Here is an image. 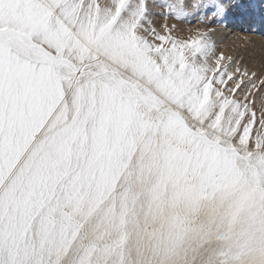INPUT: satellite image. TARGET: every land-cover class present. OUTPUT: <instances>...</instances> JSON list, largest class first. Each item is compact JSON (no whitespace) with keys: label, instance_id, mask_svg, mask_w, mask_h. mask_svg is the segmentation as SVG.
<instances>
[{"label":"snow or ice","instance_id":"obj_1","mask_svg":"<svg viewBox=\"0 0 264 264\" xmlns=\"http://www.w3.org/2000/svg\"><path fill=\"white\" fill-rule=\"evenodd\" d=\"M186 11L0 0V264H264V72Z\"/></svg>","mask_w":264,"mask_h":264},{"label":"rangeland","instance_id":"obj_2","mask_svg":"<svg viewBox=\"0 0 264 264\" xmlns=\"http://www.w3.org/2000/svg\"><path fill=\"white\" fill-rule=\"evenodd\" d=\"M166 2L174 3V0ZM185 2L187 11L179 21L167 19V23H179L183 28L176 35L188 39L197 28H213L215 31L210 36L217 51L243 57V62L250 68L264 72V0H212L211 4L206 0H195L194 4L191 0ZM161 11L149 4L147 15L157 27L164 22L159 15ZM247 22L256 25L254 28L242 26ZM238 33L244 35L243 38ZM255 102L258 107L259 99Z\"/></svg>","mask_w":264,"mask_h":264},{"label":"bare ground","instance_id":"obj_3","mask_svg":"<svg viewBox=\"0 0 264 264\" xmlns=\"http://www.w3.org/2000/svg\"><path fill=\"white\" fill-rule=\"evenodd\" d=\"M242 13H243V12H242ZM255 25H256L255 23H254V24H251V23H248V22H247V23H245V24H244V25H242V26H244V27H245V26H246V27H248V26H249V27H251V28H254V27H255ZM235 30H236V29H235ZM244 30H246V28H245ZM237 35H239L241 38H243L242 36H244V35H241V34H239V33H238ZM256 40H257V39H256ZM258 104H260V103H258ZM257 108L259 109V105H258V107H257Z\"/></svg>","mask_w":264,"mask_h":264},{"label":"clouds","instance_id":"obj_4","mask_svg":"<svg viewBox=\"0 0 264 264\" xmlns=\"http://www.w3.org/2000/svg\"><path fill=\"white\" fill-rule=\"evenodd\" d=\"M195 3V0H191V4H194ZM191 4H190V6H191Z\"/></svg>","mask_w":264,"mask_h":264}]
</instances>
